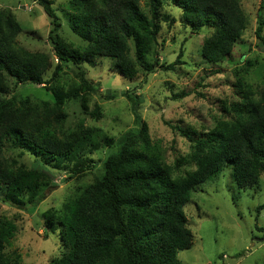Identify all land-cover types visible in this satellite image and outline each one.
<instances>
[{"label": "trees", "instance_id": "16d2710c", "mask_svg": "<svg viewBox=\"0 0 264 264\" xmlns=\"http://www.w3.org/2000/svg\"><path fill=\"white\" fill-rule=\"evenodd\" d=\"M166 3L181 8L193 30L212 29L201 45L202 57L208 63H221L229 57L248 28L241 0H69L70 26L83 41L73 45L61 36L62 23L51 1L41 0L50 19L49 40L55 63L49 54L21 45V23L10 10L0 9L2 198L6 201L14 184L31 182L37 189L42 179L53 176L51 167L42 162L28 175L10 157L12 149L26 150L59 166L80 158L85 148L93 154L103 143L116 146L103 160V172L94 182L77 190L61 208L44 212L45 233L59 230L66 243L63 255L53 258L51 264H184L178 254L194 239L184 210L192 193L229 164L239 188L256 186L264 172V88L241 92L240 100L224 104V116L212 130L198 132L172 126L192 142L191 153L179 156L173 165L164 161L163 148L153 141L146 122L142 121L136 131L129 130L119 138L104 136L101 141L100 129L95 126H85L83 121L68 125L65 104L81 100L85 106L90 91H98L88 79L83 61L111 59L113 68L130 80L140 71L174 70L184 63L183 49L169 64L160 60L158 35L163 18H167L163 12ZM263 9L264 0L255 30L264 44ZM69 64L78 69V80L60 85ZM12 84L43 85L52 99L13 94ZM126 93L141 119L136 110L140 100ZM93 116L101 118L99 105ZM88 161L92 164L94 156ZM78 163L73 165L79 168ZM184 163L193 168L182 167ZM44 198L45 194H40L35 203ZM14 231L13 224L0 221V264L22 262L16 250L6 249Z\"/></svg>", "mask_w": 264, "mask_h": 264}, {"label": "rangeland", "instance_id": "374dc122", "mask_svg": "<svg viewBox=\"0 0 264 264\" xmlns=\"http://www.w3.org/2000/svg\"><path fill=\"white\" fill-rule=\"evenodd\" d=\"M40 1L0 0V9L10 10L21 23L22 31L18 35L21 45L49 54L56 63L49 40L50 19ZM50 1L62 23L61 36L73 45L83 44L69 23V0ZM241 1L248 15V28L232 54L221 63H208L201 54L203 40L212 29L193 30L186 24L181 8L171 3L164 5L167 18L162 20L158 49L160 60L168 64L183 49L184 63L174 70L158 69L151 74L140 71L136 79L130 80L113 68L111 59L99 57L94 62L83 61L87 77L98 91H90L85 106L81 100L65 104L68 125L83 121L85 126H95L100 129L101 141L104 136L119 138L129 130L136 131L143 121L148 124L153 141L162 146L167 164L173 165L179 156L190 154L192 142L172 126L198 132L212 130L224 116V104L240 100L241 92L254 93L264 88V44L255 34L262 0ZM261 11L264 16V9ZM77 71L75 66L65 65L60 85L78 80ZM12 88L13 94L20 92L35 99H52V93L43 85L12 84ZM127 91L140 100L136 110L141 119L137 118ZM97 105L102 113L98 119L92 117ZM115 149V145L103 143L101 149L89 154L90 150L85 148L80 158L63 161L59 166L23 149L10 150V157L28 175L38 162L53 170V176L42 179L37 189L31 182L14 184L8 190L6 201L0 193V221L15 226L6 249L16 250L21 264H51L53 258L63 255L66 243L59 230L45 233L44 212L61 208L77 190L94 182L103 172V160ZM91 156L94 161L87 164ZM76 162L79 168L73 165ZM182 167L193 168V165L184 163ZM72 174L77 176L69 178ZM40 194H45V198L35 203ZM263 204L264 172L256 186L239 188L233 180L231 165L225 166L215 178L200 184L184 207L194 239L189 248L179 252V259L184 264H264V208H260Z\"/></svg>", "mask_w": 264, "mask_h": 264}]
</instances>
